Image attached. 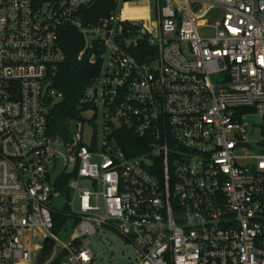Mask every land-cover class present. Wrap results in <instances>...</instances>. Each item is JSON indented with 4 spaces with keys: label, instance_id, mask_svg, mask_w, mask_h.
I'll return each instance as SVG.
<instances>
[{
    "label": "built area",
    "instance_id": "1",
    "mask_svg": "<svg viewBox=\"0 0 264 264\" xmlns=\"http://www.w3.org/2000/svg\"><path fill=\"white\" fill-rule=\"evenodd\" d=\"M113 1L0 0V264H264V0ZM72 29L94 73L52 135Z\"/></svg>",
    "mask_w": 264,
    "mask_h": 264
},
{
    "label": "trees",
    "instance_id": "2",
    "mask_svg": "<svg viewBox=\"0 0 264 264\" xmlns=\"http://www.w3.org/2000/svg\"><path fill=\"white\" fill-rule=\"evenodd\" d=\"M90 4L81 12V17L86 21H95L99 16L107 15L116 5L113 0H90ZM72 40L66 38L67 61L62 66L56 86L64 93V98L52 109L50 118V131L52 135L65 134L67 131L66 122L68 118L76 114L77 101L81 95L82 89L88 79L93 75L94 70L88 65L85 59H78L77 53L82 47V38L74 29L71 30ZM134 139V136H133ZM69 177L63 178L61 189L63 194L67 193L66 182ZM56 186H59L57 183ZM52 231L59 233L62 225L66 222V217L60 213H53ZM45 247V252H46ZM60 257H56L48 264H60Z\"/></svg>",
    "mask_w": 264,
    "mask_h": 264
},
{
    "label": "rangeland",
    "instance_id": "3",
    "mask_svg": "<svg viewBox=\"0 0 264 264\" xmlns=\"http://www.w3.org/2000/svg\"><path fill=\"white\" fill-rule=\"evenodd\" d=\"M80 114H82V112ZM86 116H88V112H85L82 114V117H86ZM74 120H76L78 122L79 119L77 117H74ZM84 120L85 121L82 120L81 139L83 142L87 143L91 138L92 128L86 122L87 120L86 119H84ZM95 122L98 124L97 128L95 129V132L97 134H99L100 133V126H99L100 121L96 120ZM62 165H63V161H62V159H59V161L57 162L55 171L54 172L51 171L52 177H54L55 174L61 170V168L63 167ZM81 183L84 185H87V182H85V181H83ZM64 200H65V197H64V195H62V193L54 195L52 198L53 208L55 210L59 211L62 208V206L64 205ZM71 231H72V227L70 225V219H67L66 224L59 230V233L57 235L62 242H65V241H67V237H68V235H70ZM36 233H37V236L33 239V241H34V246L37 248L34 249V253H36L39 250L38 247H40V245H41V237H42V233L40 231H36ZM103 236L105 238H101V237H100L101 239L84 238L85 242H87L88 239L90 240V245L94 248V251L96 253L99 254L100 250L104 251L103 256H102L103 262L105 260H107L109 257H112V256L118 257L121 250L123 251V253H122L123 256L127 255V253L129 252V249H127L126 247H121V246L115 245V244H117V240L114 238V236L109 231H106L105 233H103Z\"/></svg>",
    "mask_w": 264,
    "mask_h": 264
},
{
    "label": "bare ground",
    "instance_id": "4",
    "mask_svg": "<svg viewBox=\"0 0 264 264\" xmlns=\"http://www.w3.org/2000/svg\"><path fill=\"white\" fill-rule=\"evenodd\" d=\"M134 5L133 4H128V5H125V13L127 15V17H134L137 15V11L135 10L134 12L132 11V8Z\"/></svg>",
    "mask_w": 264,
    "mask_h": 264
},
{
    "label": "water",
    "instance_id": "5",
    "mask_svg": "<svg viewBox=\"0 0 264 264\" xmlns=\"http://www.w3.org/2000/svg\"><path fill=\"white\" fill-rule=\"evenodd\" d=\"M45 241H46V239L44 240V242ZM42 258H43V247L39 250L35 264H40L42 261Z\"/></svg>",
    "mask_w": 264,
    "mask_h": 264
},
{
    "label": "crops",
    "instance_id": "6",
    "mask_svg": "<svg viewBox=\"0 0 264 264\" xmlns=\"http://www.w3.org/2000/svg\"><path fill=\"white\" fill-rule=\"evenodd\" d=\"M66 222H67V220H66ZM66 222H65V224H66ZM65 224H64V225H65ZM64 225H62V227H63Z\"/></svg>",
    "mask_w": 264,
    "mask_h": 264
}]
</instances>
